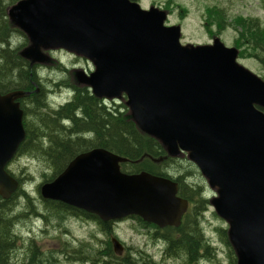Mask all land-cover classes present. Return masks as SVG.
I'll return each mask as SVG.
<instances>
[{
	"label": "water",
	"instance_id": "water-1",
	"mask_svg": "<svg viewBox=\"0 0 264 264\" xmlns=\"http://www.w3.org/2000/svg\"><path fill=\"white\" fill-rule=\"evenodd\" d=\"M27 39L19 56L34 65L61 50L87 60L93 71H75L78 85L98 100L125 99L137 129L170 158L185 155L215 192L210 201L228 226L236 264H264V80L238 62V50L215 38L182 45L180 26L167 14L130 0H20L7 11ZM0 95V197L19 183L6 167L25 139L23 113ZM127 160L103 149L76 156L52 182L43 200L62 203L101 222L137 217L159 229L178 228L188 202L178 185L147 173L128 175ZM113 252L123 246L111 240Z\"/></svg>",
	"mask_w": 264,
	"mask_h": 264
},
{
	"label": "trees",
	"instance_id": "trees-1",
	"mask_svg": "<svg viewBox=\"0 0 264 264\" xmlns=\"http://www.w3.org/2000/svg\"><path fill=\"white\" fill-rule=\"evenodd\" d=\"M4 1L7 5H3ZM17 1L19 0H0V95L10 91L28 94L21 100L29 122L25 123L26 136L18 149L17 157L25 154L37 159L45 177L43 183L52 182L76 156L92 149H103L127 159L120 166L122 173L132 175L144 172L175 182L178 185V196L189 204L179 228L161 230L137 217L128 219L152 233V239L162 242L164 256L168 258L183 259L186 264L197 263L200 258H212L211 245L204 241L195 221L196 216H200L208 204L197 169L185 157H167L156 140L137 129L123 104H104L102 100L93 97L87 88L74 86L67 79L54 82L51 88H46L41 83L40 72L36 71L37 66L29 67L17 53L27 43L25 36L9 27L5 19V8ZM206 17L209 23L217 27L214 33L223 31L230 25L236 32L234 47L239 50V58L254 59L264 71V26L257 19L239 17L227 22L225 13L219 9L208 11ZM10 35L22 38L23 41L17 48H9ZM61 71L64 72L63 69ZM262 79L264 80V76ZM62 90L70 92L71 98L63 105L52 106L48 99ZM8 173L17 180L19 188L8 200L0 197V264H52L55 256L51 254L49 258H45L32 243L26 248L24 257H18L17 243L21 236L14 226L17 217L19 219L25 216L18 213L16 217V210L25 205L34 214L38 212H35L36 205L32 203L22 179L10 171ZM40 200V206L50 213L95 222L103 236H109L112 231L111 223H102L92 215L58 202L43 200L41 197ZM217 232L226 247L228 264H236L226 230L221 228ZM99 243L101 245L95 258L86 259L88 264H155L146 252L139 251L134 258L128 255L117 257L110 240H101ZM60 253L68 257L65 249ZM80 253L78 250L73 251L75 255ZM89 256H81V259Z\"/></svg>",
	"mask_w": 264,
	"mask_h": 264
},
{
	"label": "rangeland",
	"instance_id": "rangeland-1",
	"mask_svg": "<svg viewBox=\"0 0 264 264\" xmlns=\"http://www.w3.org/2000/svg\"><path fill=\"white\" fill-rule=\"evenodd\" d=\"M136 2L144 10L154 6L165 11L168 15L166 25L181 27V43L183 45L210 44L216 36L226 47L235 45V30L228 28L214 33L217 27L207 21L208 11L215 9L223 11L225 16H228L229 21L227 19V22L243 17L257 19L264 26V0H136ZM3 5H7V3L3 2ZM228 27L232 28L230 25ZM10 40L13 43L12 47L19 46L23 41L19 36L10 38ZM50 57L55 62H51L48 66H43L44 69L39 70V76L42 78L41 83L46 88H51L54 82L62 79H67L70 84L77 86L72 71L81 69L88 72L91 69V65L85 60L66 52L56 51L51 53ZM239 63L261 78L264 76L262 67L254 59H242L239 60ZM62 69L64 72L61 71ZM70 98V92L62 90L52 95L48 102L52 106H60ZM8 170L22 179L23 186L27 189L32 203H35L34 206L36 205L35 212H38L34 214L26 209L25 205L20 208L21 210H16V217L18 213L25 216L19 219L17 217L15 228L13 227L21 236L17 243L19 259L24 257L26 248L32 243L45 258H49L51 254L53 257L55 256L52 264H88L86 259L95 258L97 249L101 245L99 242L115 237L121 242L124 248L123 255L125 256L128 255L134 258L138 254L137 252L142 251L151 256L155 264H186L183 259L164 256L162 242L152 239V233L142 229L132 220L115 223L112 225L110 235L103 236L95 223L85 224V222L76 221L71 216L62 217L44 210L40 206L41 200L39 193L37 194V187L44 182L45 177L42 174L41 164L37 159L22 154L8 166ZM199 176V182L208 204L201 215L196 216L195 221L204 241L211 245L213 257L210 259L200 258L194 264H228L226 247L221 242L217 232L221 228L227 230V225L216 216L209 204L215 197V192L208 187L200 174ZM64 244L66 245L64 246ZM63 249L68 251L67 258L60 253ZM75 250L81 253L75 255L73 254ZM81 256L89 257L81 259ZM93 262L95 263V259Z\"/></svg>",
	"mask_w": 264,
	"mask_h": 264
},
{
	"label": "flooded vegetation",
	"instance_id": "flooded-vegetation-1",
	"mask_svg": "<svg viewBox=\"0 0 264 264\" xmlns=\"http://www.w3.org/2000/svg\"><path fill=\"white\" fill-rule=\"evenodd\" d=\"M227 29V28H226ZM10 38H14V36L13 35H10L9 36V39ZM13 40V39H12ZM13 46V43H12V41L11 40H9V48L10 49H14V48H17V47H12ZM17 53H19V52H17ZM51 55V54H50ZM51 62H55L54 60H52L51 59ZM50 62V63H51ZM28 63V62H27ZM49 63V64H50ZM29 64V63H28ZM48 64V65H49ZM48 65H46V66H48ZM46 66H44V67H46ZM30 67V66H29ZM43 66H37V68H36V71H39V70H42V69H44V68H42ZM90 71H92V69H90L87 73L89 74L90 73ZM72 73H73V76H74V71H72ZM13 91H10V92H8V93H6V94H9V93H12ZM6 94H3V95H6ZM23 98H21V99H18V100H16L15 102L16 103H18L19 104V108L22 110V112H23V127H24V130H25V123L27 122H29L28 121V119H27V115L25 114V112H24V109H22V108H24V104H23V102H21V100H22ZM102 102L104 103V104H110V103H117V104H119L117 101H106V100H102ZM41 215V214H40ZM42 216V215H41ZM73 219H75L76 221H81L80 219H77V218H80V217H77V218H75V217H72ZM87 220V219H86ZM114 224V223H113ZM32 241V240H31Z\"/></svg>",
	"mask_w": 264,
	"mask_h": 264
},
{
	"label": "bare ground",
	"instance_id": "bare-ground-1",
	"mask_svg": "<svg viewBox=\"0 0 264 264\" xmlns=\"http://www.w3.org/2000/svg\"><path fill=\"white\" fill-rule=\"evenodd\" d=\"M3 45V44H2ZM81 70V69H80ZM75 71H77V70H74V73H75ZM83 72H84V70H82ZM78 87H82V86H78ZM60 104V103H59ZM49 105V104H48ZM50 109H51V107H50Z\"/></svg>",
	"mask_w": 264,
	"mask_h": 264
}]
</instances>
